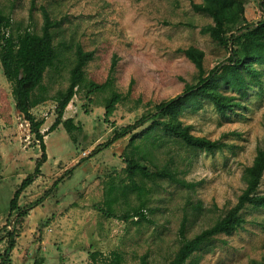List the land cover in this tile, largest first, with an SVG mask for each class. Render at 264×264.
Wrapping results in <instances>:
<instances>
[{"label":"rangeland","instance_id":"374dc122","mask_svg":"<svg viewBox=\"0 0 264 264\" xmlns=\"http://www.w3.org/2000/svg\"><path fill=\"white\" fill-rule=\"evenodd\" d=\"M190 1L201 0H0L13 30L38 33L42 7L58 21L53 29L57 58L44 73L40 90L46 99L27 115L16 108L0 66V254L15 212L8 201L40 154L34 130L42 135L46 152L40 174L17 200L23 207L41 197L16 227L11 264H34L39 257L42 264H109L113 251L120 264H165L179 244L182 219L184 235L191 237L235 202L244 187L243 169L264 144V63L254 65L259 74L246 96L222 88L240 100L226 115L202 100L179 116L194 135L224 142L221 149H191L158 128L150 130L149 140L155 138L157 147L152 162H145L149 169L165 166L192 185L128 175L125 160L139 155L149 120L103 145L115 129L181 93L184 82H196V68L178 49H201L205 71L228 55L201 33L211 18L194 11ZM241 2L247 22L263 16L260 0ZM75 43L92 52L84 72L97 83L105 80L111 58H116L112 82L121 98L105 116L108 92L80 87L62 113L78 129L67 131L59 124L51 130L56 117L51 96L68 83ZM258 192L264 193V172ZM143 199L144 219L122 217ZM241 215V226L216 235L183 264H246L250 259L264 264V210L246 207Z\"/></svg>","mask_w":264,"mask_h":264},{"label":"trees","instance_id":"16d2710c","mask_svg":"<svg viewBox=\"0 0 264 264\" xmlns=\"http://www.w3.org/2000/svg\"><path fill=\"white\" fill-rule=\"evenodd\" d=\"M194 11L208 14L211 22L200 28L201 33L208 34L218 45L226 48L228 55L224 60L205 71L202 65L203 51L194 46L178 49L197 70L196 82H184L183 91L169 99L161 100L148 108L133 124H128L115 129L113 135L105 144H109L120 137H124L139 123L149 120L143 134V147L137 157L126 158L128 175L138 173L144 179L167 178L179 185H192L178 178L167 167L149 169L146 161L152 162L155 158V138L149 140L150 130L158 128L166 135L178 139L184 146L213 152L221 149L226 144L219 139H209L191 133L190 125L184 124L180 114L188 106H193L202 100L212 104L216 112L226 115L228 111L240 104L235 94L225 93L222 88L238 91V97L246 96L247 89L257 78L259 70L255 64L264 63V0L259 6L263 16L255 23L247 22L244 17V6L241 0H201L190 1ZM42 22L38 33L29 29L13 30L11 18L0 10V66L3 76L11 83V92L16 108L27 115L30 107L46 99L42 91L44 73L52 67L57 58V51L53 44V29L58 26V21L53 19L45 8H41ZM92 52L84 50L79 43H75L72 63L69 68L68 83L63 89L56 91L51 98L55 101L56 117L50 129L62 124L67 131L78 129L71 119H62V113L78 88L85 87L88 91L108 92L104 101V115L110 116L121 94L113 88L112 74L116 58H111L107 76L103 82L97 83L86 78L84 66L91 59ZM147 105H151L147 102ZM264 128V116L262 117ZM35 129V128H34ZM40 154L34 162L31 172L27 173L14 190L8 201L10 211H15L10 228L6 231L7 243L0 254V264H11L10 252L14 247L16 227L27 216L28 212L40 203L41 197L28 202L23 207L17 206L20 192L28 186L39 174L42 163L46 160L45 145L42 135L36 130ZM133 136V134H132ZM140 146L137 147L139 149ZM143 159V163L140 162ZM264 172V144L256 147L255 154L242 172L244 187L236 196L235 202L218 216L210 225L194 233L191 237L184 235V219L181 220L178 234L179 244L170 259L165 264H183L190 254L209 242L218 234H230L241 226L244 218L241 211L250 207L264 210V193H259L258 188ZM56 179L53 186L56 185ZM51 189V188H50ZM144 199L131 208V212L122 214L123 218L136 217L135 222L144 219ZM41 257L34 264H42ZM109 264H120V255L113 251L110 254ZM246 264H259L255 259H250Z\"/></svg>","mask_w":264,"mask_h":264}]
</instances>
